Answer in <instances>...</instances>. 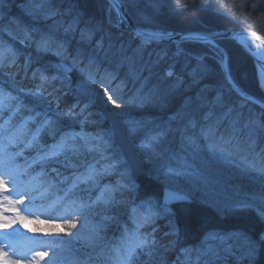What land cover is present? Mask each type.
Instances as JSON below:
<instances>
[{
	"label": "snow or ice",
	"instance_id": "obj_1",
	"mask_svg": "<svg viewBox=\"0 0 264 264\" xmlns=\"http://www.w3.org/2000/svg\"><path fill=\"white\" fill-rule=\"evenodd\" d=\"M2 2L3 0H0V4ZM123 2L124 0H110L109 23L113 27L119 28L126 22L127 18L121 11ZM44 3L45 0H41L39 6H35L36 0H25L23 14L44 20H54L62 15L58 11L46 9ZM113 12L115 21L111 19ZM69 15L70 22L63 27V35H60V30L55 24L44 30L24 25L28 33L38 37L32 41L38 53L51 52L59 58L58 63L50 65L56 70V74L47 75V66L36 68L32 71V79L38 80V83L33 88L27 91H9L0 87V238L8 241L11 254L24 255L30 250L26 248L24 252L17 253L18 241L10 239L12 232H16V225L43 237L60 240V243L50 245L53 255L45 264H57V252L63 250L65 245H70L72 238L76 237V233L72 231L77 228L75 221H66L63 227L54 225L49 229L29 230L25 224L29 217L21 214V208L29 210L24 198L26 195L28 202L43 215L54 216L61 207L65 208V216L78 214L81 225L88 226L89 235L85 243L93 249L99 247L100 242L104 240L101 233L108 223L116 222V217L108 213L119 206L129 208L132 226L124 225L118 240L108 245L107 255L104 257L105 264H169L166 256L162 254L169 251L177 253L175 264H200L202 257L205 264H215L218 260L226 261L228 257L234 259V264H244L245 261L247 264H256L264 251V227L255 232L209 229L201 239L203 247H180V232L175 218L178 213H188L189 210L173 208L172 205L198 201L203 206L213 207L220 216L251 212L255 214L257 221L264 225V187L258 194H241L238 186L222 182L212 172L189 162L187 157L183 161L178 157H169L166 162L161 163L156 174V179H162L166 184L163 200L146 199L137 204L131 198L138 186L128 170L122 169L123 162L115 154H109L111 132L100 129L90 133L85 130L86 124L97 123L92 117L98 114L92 109L98 98L119 108L120 105L113 99V96H116L122 100L125 107L144 109L154 104L159 105L161 101L185 88H199L207 80L211 91L216 93L208 103L211 110L219 108L223 117L229 120V136L227 139L223 135L216 136L203 126H200L198 136L187 134L189 129L197 128V122L190 118L185 124L186 134L182 137V143L195 152L200 150L199 139L202 138L205 141L203 147L208 152L219 154L241 171L254 173L264 179V165L257 166L244 157L237 162L235 153L222 146L236 144L245 134L251 139L256 129L264 128V120L258 123L250 116L247 122L240 123L238 119L232 118L238 114L239 108L235 105L229 106L227 97L222 94L227 91L245 100L252 98L241 89L233 76L228 67L227 55L213 39L197 37V42L207 45L206 52L194 55L178 49L173 54V63L160 73L157 68L162 57L153 59L146 55L143 31L132 33L134 37L141 38L140 43L129 44L115 34L105 32L102 27L84 23L78 13ZM153 19L152 15L141 14L144 24H151ZM22 23L19 17L13 16L9 19L7 27L14 28ZM81 24H84V27H81ZM3 27L0 23V30ZM69 35L79 36L78 46L71 51L67 39ZM150 35L155 40L162 39L165 33L153 32ZM251 35L255 36L256 33ZM151 42L150 40L149 43ZM17 56L18 52L11 46L0 43V74L5 67L11 69L15 65ZM182 57H185L187 62L177 70ZM256 68L258 86H264V59H257ZM73 72L78 74L80 80L75 90L76 99L67 105L65 110L60 111V99L65 94L63 86L70 80L69 74ZM114 84L117 86L113 87ZM93 85H99L102 91L97 92ZM205 91L207 90L202 89L196 96H189V103L194 100L203 101ZM13 92L16 94L13 95ZM22 96L46 102L49 108L55 101L56 112L37 111L35 107L23 104ZM22 109L28 115L25 116ZM61 117L67 118L68 123ZM178 118L179 113L170 116L169 122ZM204 119H208L207 114ZM74 122L79 123L78 131ZM124 125L127 132L133 135L147 128L146 121L133 118L126 119ZM169 131L170 128L163 124L147 128L139 147L154 152ZM45 136L50 137L52 143H47ZM25 152L32 155H25ZM18 158H23L24 162L19 163ZM65 172L69 174L65 175ZM109 176H115V182L102 184L103 178ZM22 193L24 195H21ZM18 195L20 199H13ZM96 217L99 219L96 220ZM162 217L169 221V231L164 234L169 237L166 245L157 240L155 227H152L151 232L142 231L155 225ZM208 239L218 243L209 245L206 242ZM193 251L196 252L195 261L192 260ZM48 255L47 251L35 253V256L41 259ZM0 264L19 262L9 259V253L0 248ZM72 264L82 262L74 259Z\"/></svg>",
	"mask_w": 264,
	"mask_h": 264
},
{
	"label": "trees",
	"instance_id": "obj_2",
	"mask_svg": "<svg viewBox=\"0 0 264 264\" xmlns=\"http://www.w3.org/2000/svg\"><path fill=\"white\" fill-rule=\"evenodd\" d=\"M54 7L53 11H58L62 15L56 17L54 20H29L21 19L22 25H17L14 28H8V21L11 18L14 10L21 6L25 0H3L0 7L5 11L0 14V23L4 25L0 30V43L8 44L14 51L18 52L15 65L9 69L5 67L0 74V84L6 86L14 85L16 89H24L27 91L34 87L38 80L32 79V71L36 68L48 67L47 75L52 76L56 74V70L51 68L50 65L59 62V58L49 53H38L35 43L30 39L32 35L26 31L24 25H27L33 29H39L40 27L47 28L55 24L59 30L60 35H63L62 29L70 22V15L65 17V12L78 13L84 23H92L97 27H102L105 32H111L116 36L122 38L129 44L140 43L134 37L122 31L119 28L113 27L110 23L109 7L110 3L107 0H49ZM129 8L134 20L139 26L145 29H149L147 25L142 23L138 19L137 12L141 14H148L154 17L152 23L153 27L150 29L155 31H171V30H190L201 29L210 30L217 27H228L244 25L249 28H253L262 34H264V0H209L207 3L199 2V0H124ZM152 3L154 8H149L148 4ZM17 11V10H16ZM66 18V21L60 18ZM234 17V19L232 18ZM112 21H115V12L111 14ZM84 27V24H81ZM149 29V30H150ZM11 33V35H9ZM70 43V51L78 46L79 36L69 35L67 37ZM219 44L226 50L228 54L229 64L233 76L236 78L241 89L247 93L254 95L255 97L264 100V94L261 87L257 82V70L252 59L244 52V50L237 45L233 40L224 38L218 40ZM252 45V43H251ZM253 46V45H252ZM183 50L186 53L201 54L206 52L207 45L203 42L187 41L177 44L160 45L150 44L145 45L146 55H150L153 59L156 57H162L157 71L163 73L169 64L173 63V54L177 50ZM167 54V55H165ZM28 61V63H26ZM185 62L180 60V64L177 65V70ZM70 80L66 81L63 86V94L60 99V111L65 110L67 105L72 104L76 99V89L80 83L78 74L76 72L70 73ZM10 84V85H9ZM117 85L114 84L113 87ZM97 92L102 91L99 85H93ZM129 87L131 85L129 84ZM202 89H206L203 101L194 100L189 103V96H196ZM216 93L211 91V85L205 80L199 88H185L182 91L176 92L174 95L168 97L166 100L161 101L159 105H152L144 109L134 110L131 107H125L121 99L115 98L116 103L120 105L119 108L116 105H105L113 112L120 114L123 112L136 113L142 120L147 122V128H151L156 124H163L165 127L170 128V131L164 138L163 142L159 145L157 150V156L165 160L169 157H175V155H185L193 151L190 147L182 143V137L185 133V124L188 119H194L197 122V128L189 129L187 134L199 135L200 126L210 130V133H215L216 136L223 135L225 139L228 138L230 122L223 117V112L217 108L211 110V105L208 103ZM222 95L226 96L229 101V106H238L239 112L233 116V119H238L240 123L248 121L249 117H253L257 122L264 120V111L256 108L249 102H245L239 95L235 93H229L225 91ZM126 98V97H125ZM22 103L29 107H35L37 111L43 110L39 107V101L22 100ZM47 103L45 102V105ZM43 106V105H41ZM184 107V108H182ZM182 108V109H181ZM47 111L52 113L56 112V103L53 101L51 108H47ZM92 111L98 115L92 117L97 121L96 125H85V130L90 133H94L100 129L107 131L109 125L103 116L96 110L95 106ZM135 111V112H134ZM24 115H28L26 111L22 109ZM179 113L180 118L169 122V117ZM208 115V119H204L205 115ZM61 119L68 123L67 118L61 117ZM223 120V123L221 121ZM75 127L79 128V123L74 122ZM219 125V126H218ZM147 128L145 129L147 131ZM49 143L50 137H44V140ZM165 142V145H162ZM201 145L200 149L207 150L203 147L205 141L199 139ZM223 147L228 148L235 153L237 157H244L248 162H252L257 166L264 165V128H258L255 130L251 139L247 134L239 138L236 144H224ZM172 148L173 151L167 153L166 148ZM117 148L111 144L109 154H116ZM118 157V156H117ZM144 160V156H141ZM165 162V161H163ZM162 163V162H161ZM160 163V165H161ZM148 164H146L147 166ZM150 177L139 180L137 182V191L131 198L136 201L137 204L141 200L154 199L160 201L161 189L164 182L160 179H156L152 169L147 166ZM122 169L126 167L122 166ZM68 172H65L67 175ZM116 177L109 176L104 177L102 182L105 184L114 183ZM226 183L236 185L241 189L243 193H259L263 184L254 182L249 178L233 177L227 180ZM119 199V196L117 197ZM173 208L188 209V213H178L175 218L176 226L180 232V247L196 246L203 247L199 238L201 234L209 229H221V230H243L247 232L258 231L264 225H261L254 213L245 212L240 214H229L225 216L217 215L216 211L211 206H203L198 201L192 204L174 205ZM130 209L124 206H119L115 210L108 213L116 217V222L108 223L106 229L101 233L104 240L100 242V246L93 249L88 247L85 243L87 236L89 235L88 226L78 223L79 216L74 214L72 221L77 223V228L72 229L76 233V237H73L70 245H65L63 250L58 251L62 256V259L58 261L60 264H72L74 259H78L82 264H105L104 257L107 255L108 245L116 242L121 235L123 225L131 227V220L129 219ZM95 219H98L96 217ZM152 227L157 229L155 235L157 240L161 244H167L169 237L164 234L169 231V221L167 218H160L155 222V225L148 226L142 231H152ZM191 227L196 229L197 227H203L199 232L191 231ZM78 237V238H77ZM169 264L176 261V252L169 251L163 253ZM192 254L196 256V252ZM89 257H91L89 259ZM143 259V258H141ZM43 264H45L43 262ZM200 264H205V260L202 257ZM215 264H234V259L228 257L227 260H218ZM256 264H264V251L261 252Z\"/></svg>",
	"mask_w": 264,
	"mask_h": 264
},
{
	"label": "rangeland",
	"instance_id": "obj_3",
	"mask_svg": "<svg viewBox=\"0 0 264 264\" xmlns=\"http://www.w3.org/2000/svg\"><path fill=\"white\" fill-rule=\"evenodd\" d=\"M40 2H41V0H36V5L35 6H39ZM199 2L207 3V2H209V0H199ZM24 7H25V2L21 6L17 7L14 10V13L12 14L11 17L15 16V17H19L21 19H23L22 17H24V18H27L29 20H38V19H33V18L29 17V16L24 15L23 11H22V9ZM44 7L46 9L50 8V9L54 10V7H53V5L51 4V2L49 0H45ZM136 12H137L138 19L141 21V13L139 11H136ZM1 13L5 14V11L2 10V8L0 7V14ZM68 14H70V11L65 12V14H64L65 17ZM60 19L63 20V21H66V18H64V17L60 18ZM153 24H155V23L145 24V25L149 26L148 28L150 29L151 27H153ZM150 30H152V29H150ZM190 30H194V29H190ZM178 31H185V30H178ZM134 39H137L139 42L141 41L139 38H134ZM219 39H223V38H219ZM249 40L251 41V43L253 45V48H257L258 47V43L255 40H253V39H249ZM235 43L237 45H239L237 42H235ZM217 44L220 47H222L219 44L218 41H217ZM145 45H150V44H145ZM166 45H169V44H166ZM252 61L254 62L253 59H252ZM254 64H255V67H256V63L255 62H254ZM256 70H257V68H256ZM0 87H5L6 90H9V91H11L13 89H16L14 87V85H11V86L8 87V86H6L4 84H0ZM15 94L16 93L13 92V95H15ZM114 97L115 96H113V99L116 98V97L115 98ZM26 99L27 100H29V99L33 100L32 97H24V96L21 97V100H26ZM39 104H40L39 107L43 108V110H40V111H47V108L49 107L48 104L45 105V102H43V101H39ZM41 105H43V106H41ZM182 108H184V107H182ZM134 110H138V109H134ZM120 115H121V117L123 118L124 121L126 119H129V118L142 120L136 113L123 112V113H120ZM76 130L78 131L79 128H76ZM107 131H110L111 134H112V131H111L110 127H108ZM145 131L146 130H142L140 133L135 134V135L130 134V136L137 143L138 149L144 155V158H145L149 168L152 169L153 174L156 176L157 170L160 168V163L163 162V161L166 162L168 158L165 159V160H160L162 158V156L161 157L157 156V150H158L159 146L154 150V152H149L148 150H144V149H141L139 147V144H140L141 140L144 138ZM45 141H46V139H45ZM111 144L114 145V143L112 142V135H111ZM162 145L166 146L165 142ZM171 151H173L172 148H169V147L166 148V152L167 153H169ZM116 154H117L118 158L123 162L122 166L126 167V169L128 170V168H127L123 158L120 156L118 150H117ZM25 155H32V153L25 152ZM177 157L181 161H183L185 159V157H187L189 159V162L193 163L194 165H198L199 167L205 168L208 171L212 172L222 182H227V180H230L233 177H243V178H249V179H251L254 182H258V183H261V184L264 185V179H261L259 176L255 175L254 173H245V172L241 171L238 167L235 166V164L230 163L228 161V159L220 156L219 154L213 155L212 153L208 152L207 150L200 149L199 151H195V152L193 150V151H191L188 154H185V155L182 154L180 156L175 155V157L173 156L172 158L175 159ZM240 158L241 157L235 156V159H236L237 162L240 161ZM89 159H91V157H89ZM18 162L22 164L23 163V158H18ZM4 178H5V180L8 179V177L6 175H5ZM164 184H165V182H164ZM21 195H24V194L22 193ZM24 198H25V202L28 204L29 210L25 211L23 208H21V214L24 215V216H28L29 217L27 220H25V224L27 225V228L29 230L33 229V226H32V223H31V219L32 218H36V219H40L41 220V221H38V222H40L39 226L44 221H55V222H57V225H58L60 223L59 222L60 219L65 216V208L64 207L59 208L54 216L43 215V214H41L40 211H37L36 208L33 207V205L31 203L28 202V199H27L26 195L24 196ZM13 199H20V196L18 195L16 197H13ZM151 200L157 201V200H154V199H151ZM91 219L92 218L90 217V221H91ZM98 219H99V217H98ZM98 219H96V220H98ZM78 222H80V221H78ZM218 230H221V229H218ZM9 231L12 232V230H9ZM224 231H229V230H224ZM17 233H19V235ZM204 233L201 234V237L198 239L199 243L201 242V239L204 236ZM37 237H39V238H37ZM10 239L18 241L17 253L24 252L26 248L30 249L24 255L17 254L15 256H13L11 254L12 250L8 248V241H5V240H3V238H0V248H3L5 251H7L9 253V259L17 260L19 262V264H40L41 258L40 257H36L35 253L38 252V251H41V252L46 251L47 245L49 244V241H50V238L49 239H45V237L41 236V234L33 233L31 231H26L24 228H21L19 225H16V232H12V235H11ZM206 242L209 245L218 243L217 241H214V240H211V239H208ZM52 255L53 254H49L48 255L49 257L47 256L46 258L51 259ZM221 255H224V254L221 253ZM57 259H62V256L58 255ZM195 259H196V256H194L192 254V260L195 261ZM244 264H247V262L245 261Z\"/></svg>",
	"mask_w": 264,
	"mask_h": 264
},
{
	"label": "water",
	"instance_id": "obj_4",
	"mask_svg": "<svg viewBox=\"0 0 264 264\" xmlns=\"http://www.w3.org/2000/svg\"><path fill=\"white\" fill-rule=\"evenodd\" d=\"M108 1L110 2V0ZM121 11L125 14L127 19L126 22L122 24L119 28L129 33H134V31H143L145 33V36L143 37V41L145 44H149L150 40L152 41L151 43L170 44V43H178L182 39L196 40L197 37H207L208 39H213V42L226 54V51L217 44V40L223 37H230L235 39V41L244 49V51L254 60L255 63L257 59H264V35L245 26L230 28L225 31L219 29L208 30V31H203V30L167 31V32H162L165 33L162 39L153 40L150 34L156 31L145 30L139 27L134 21L130 11L128 10L124 2L122 3ZM253 32L256 33L255 36L251 35V33ZM136 38H139L141 40L140 37H136ZM249 39L255 40L258 43L259 47L257 49L251 48L248 44ZM261 90L264 93V86H261ZM247 95L252 99L246 101L251 102L253 105L264 110L263 100H260L249 93H247ZM96 107L97 110L109 122L112 129L113 141L118 147H120V153L126 160V163L128 164L133 177L137 179L140 177L147 176L148 173L146 172L145 166L142 160L140 159L138 152L135 149L133 141L129 137V133L126 130L124 121H122L119 116L111 112L105 106L103 101H101L99 98L97 99ZM164 193H165V187L162 189L161 201L163 200Z\"/></svg>",
	"mask_w": 264,
	"mask_h": 264
},
{
	"label": "bare ground",
	"instance_id": "obj_5",
	"mask_svg": "<svg viewBox=\"0 0 264 264\" xmlns=\"http://www.w3.org/2000/svg\"><path fill=\"white\" fill-rule=\"evenodd\" d=\"M148 7L151 9V8H154V6H153V4L152 3H150L149 2V4H148ZM23 19H27V18H24V17H22ZM136 22V21H135ZM136 24H137V22H136ZM238 26V24L236 25V26H228V27H217V28H215V29H211V30H217V29H219V30H227V29H230V28H236ZM40 30H44V27H40L39 28ZM194 30H201V29H194ZM173 31H178V30H173ZM203 31H208V30H203ZM38 37L36 36V35H32L31 37H30V39L31 40H36ZM224 38H228V39H231V40H233L234 42H236L235 41V39H233V38H230V37H223V39ZM187 41H189L188 39H182V40H180L179 41V43L181 42V43H183V42H187ZM153 44H160V45H166L165 43H153ZM171 44H175V43H170V45ZM222 49H223V47H221ZM175 52H177V51H175ZM247 54V53H246ZM248 55V54H247ZM259 55V54H258ZM249 56V55H248ZM181 61L182 62H187V59L185 58V57H182L181 58ZM101 101H103V100H101ZM104 102V101H103ZM96 107V106H95ZM122 120V119H121ZM123 121V120H122ZM118 149H119V151H120V147H118ZM203 229V227H197L196 229H194V228H192L191 227V231L192 232H195V231H197V232H199L200 230H202ZM195 230V231H194Z\"/></svg>",
	"mask_w": 264,
	"mask_h": 264
}]
</instances>
